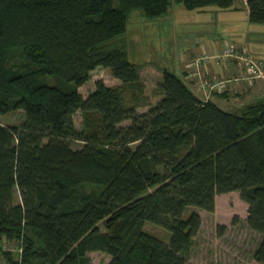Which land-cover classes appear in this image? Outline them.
<instances>
[{
	"label": "trees",
	"instance_id": "1",
	"mask_svg": "<svg viewBox=\"0 0 264 264\" xmlns=\"http://www.w3.org/2000/svg\"><path fill=\"white\" fill-rule=\"evenodd\" d=\"M234 1L0 0V113L23 114L0 123V243L22 248L0 258L91 264L88 253L100 250L108 264H186L201 225L191 208L212 212L216 195L237 191L264 264V99L223 110L163 69L161 97L149 105L138 66L103 45L135 10L157 19L176 3ZM247 6L250 21L264 24V0ZM98 66L121 83L97 80L83 97ZM146 223L167 229L168 240Z\"/></svg>",
	"mask_w": 264,
	"mask_h": 264
},
{
	"label": "rangeland",
	"instance_id": "2",
	"mask_svg": "<svg viewBox=\"0 0 264 264\" xmlns=\"http://www.w3.org/2000/svg\"><path fill=\"white\" fill-rule=\"evenodd\" d=\"M202 26L209 33L212 32L211 26L207 24H203ZM219 31L218 29L217 33ZM173 32L172 6L165 15L157 19L146 18L139 10H135L131 13L125 32L103 44L106 50L114 48L124 50L129 60L138 66L140 77L145 83L144 91L149 105L156 103L161 97V92L157 86L160 73L163 69L168 68L172 70V58L178 52L179 45L174 36H172ZM221 42L225 44L228 43V40L223 39ZM202 54L210 56L207 60L215 59L219 61L218 58L212 56L217 54V51H203ZM253 59L257 60L255 57ZM146 62L147 64H151L150 66H153L154 68L152 69L156 70V72L150 69V73L146 68L143 69L142 65H145ZM199 64L190 63L188 65L194 69L196 75L200 74ZM90 74L91 78L79 87V91L83 97H86L94 90L97 80L103 81L108 86H115L121 83L119 79L112 75L110 69L107 67L98 66ZM200 76L203 77L201 74ZM215 77L217 76L209 78ZM202 94L207 100V93L203 92ZM149 105L140 106L138 111H146ZM218 107L223 110H230L229 106L222 102H219ZM22 119L23 114L20 110L4 114L0 113L1 124L15 125L22 121ZM73 120L75 127L81 129L83 126L82 112L76 111L73 115ZM127 123L129 122L126 121L124 124ZM81 145L82 143L80 142H74L73 144L75 148ZM15 197L16 201H19L17 190L15 191ZM191 210L197 211L200 215L201 225L192 239L186 264H258L254 260L253 254L261 236L248 226L246 220L247 204L241 200L237 191L216 195L215 209L212 212L194 207ZM144 230L160 239L168 240L169 232L161 226L146 223ZM88 255L91 259V264H108L111 259L110 255L100 250L89 252Z\"/></svg>",
	"mask_w": 264,
	"mask_h": 264
},
{
	"label": "crops",
	"instance_id": "3",
	"mask_svg": "<svg viewBox=\"0 0 264 264\" xmlns=\"http://www.w3.org/2000/svg\"><path fill=\"white\" fill-rule=\"evenodd\" d=\"M201 24L211 26L212 32L209 33ZM172 28V36L179 48L176 56L172 58V70H167L179 75L197 97L204 101L212 100L217 105L222 102L228 105L231 111L238 110L245 103L264 99L262 79L251 86L245 83H228L222 91L211 93L207 100L198 90L197 84L202 78H227L245 71V62L240 57L228 59L224 63L215 59L202 61L199 72L203 77L196 75L194 69L188 66L193 64L203 51L219 52L224 46L221 42L223 39L228 40L227 44L233 45L240 52L245 50L247 57H255L264 62V24L250 21L247 0H237L229 8L208 6L187 9L181 3L173 4ZM218 29L220 31L217 33ZM145 65H142L143 69L146 68L149 72L154 68L151 64ZM152 71L156 72L154 69Z\"/></svg>",
	"mask_w": 264,
	"mask_h": 264
},
{
	"label": "built area",
	"instance_id": "4",
	"mask_svg": "<svg viewBox=\"0 0 264 264\" xmlns=\"http://www.w3.org/2000/svg\"><path fill=\"white\" fill-rule=\"evenodd\" d=\"M242 53V54H240ZM215 58H218L220 63H224L226 60L231 58L240 57L245 62V71L241 72L240 74L230 76V77H215V78H202L200 79L197 88L200 92H206L208 98L211 93L213 92H220L222 91L228 83H245L248 86L254 84V82L258 79H264V62L254 60L251 57L246 56L245 50L243 52L239 51L236 47L230 44H224L222 48L217 52V54L212 55ZM206 54L200 55L198 59L195 60L193 64L200 63L201 61H206L207 58ZM199 64V65H200ZM205 99V98H204ZM206 100V99H205ZM11 251V252H18L19 256L22 252V248L19 245L3 242L0 243V257L3 255L4 252ZM0 264H10L8 260L0 258Z\"/></svg>",
	"mask_w": 264,
	"mask_h": 264
}]
</instances>
